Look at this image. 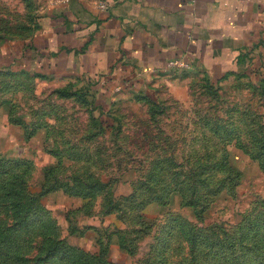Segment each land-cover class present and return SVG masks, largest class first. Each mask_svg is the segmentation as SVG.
I'll use <instances>...</instances> for the list:
<instances>
[{
	"label": "rangeland",
	"instance_id": "obj_1",
	"mask_svg": "<svg viewBox=\"0 0 264 264\" xmlns=\"http://www.w3.org/2000/svg\"><path fill=\"white\" fill-rule=\"evenodd\" d=\"M39 6L0 0V264H264V74L22 73Z\"/></svg>",
	"mask_w": 264,
	"mask_h": 264
},
{
	"label": "crops",
	"instance_id": "obj_2",
	"mask_svg": "<svg viewBox=\"0 0 264 264\" xmlns=\"http://www.w3.org/2000/svg\"><path fill=\"white\" fill-rule=\"evenodd\" d=\"M38 1L33 32L4 44L21 71L79 77L99 94L149 82L173 59L219 79L264 74V0Z\"/></svg>",
	"mask_w": 264,
	"mask_h": 264
},
{
	"label": "built area",
	"instance_id": "obj_3",
	"mask_svg": "<svg viewBox=\"0 0 264 264\" xmlns=\"http://www.w3.org/2000/svg\"><path fill=\"white\" fill-rule=\"evenodd\" d=\"M101 9H108L111 6V1L109 0H101L98 4ZM189 64L185 62L183 59H173L170 60L167 64V68L169 70L183 69L189 68Z\"/></svg>",
	"mask_w": 264,
	"mask_h": 264
},
{
	"label": "trees",
	"instance_id": "obj_4",
	"mask_svg": "<svg viewBox=\"0 0 264 264\" xmlns=\"http://www.w3.org/2000/svg\"><path fill=\"white\" fill-rule=\"evenodd\" d=\"M36 20V17H35V19H34V21ZM25 29V28H24ZM25 31V30H24ZM22 73H28V72H26V71H21Z\"/></svg>",
	"mask_w": 264,
	"mask_h": 264
}]
</instances>
